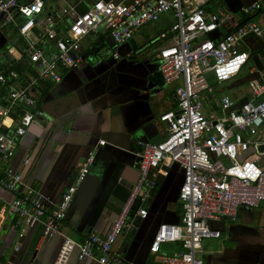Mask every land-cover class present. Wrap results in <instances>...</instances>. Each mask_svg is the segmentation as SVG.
I'll use <instances>...</instances> for the list:
<instances>
[{"label": "built area", "instance_id": "built-area-1", "mask_svg": "<svg viewBox=\"0 0 264 264\" xmlns=\"http://www.w3.org/2000/svg\"><path fill=\"white\" fill-rule=\"evenodd\" d=\"M19 1L0 0V17L16 25L26 45L21 59L35 72L21 82L15 70H0V186L14 196L7 212L15 227L22 233L43 223L48 237L62 235L67 211L97 149L83 159L74 183L55 208L48 210L42 196L26 186L21 173L12 167L18 142L43 117L42 87L60 83L66 71L84 63L80 43L99 28L118 46L128 42L138 29L170 14L173 23L159 35L151 56L159 64L164 84L175 85V107L159 118L167 126L166 136L144 146L138 180L109 232L105 236L90 233L81 243L63 237L58 258L63 264L76 251L78 261L124 264L113 251L117 238L125 228L134 229L132 215L147 217L144 206L158 186L162 168L177 165L183 174L178 196L180 223L161 224L150 252L158 264H204L203 239L220 237L212 226L235 223L240 208H256L264 202V166L259 164V148L264 150V69L249 70L245 100L222 95L217 117L205 107V98L215 95L206 74H212L216 85L235 79L251 57L246 39L258 38L264 45V2L233 12L220 6L221 0H127L118 4L93 0L88 9L79 12L82 1L72 4L62 0L59 10L39 21L44 0H31L25 6ZM15 11L24 18L23 23H16ZM69 16L72 20L59 31ZM249 17L253 19L242 22ZM213 32L218 34L215 40L208 36ZM113 57L118 58L117 54ZM104 144L100 141L97 145ZM176 243L183 251L161 253L162 245Z\"/></svg>", "mask_w": 264, "mask_h": 264}, {"label": "crops", "instance_id": "crops-1", "mask_svg": "<svg viewBox=\"0 0 264 264\" xmlns=\"http://www.w3.org/2000/svg\"><path fill=\"white\" fill-rule=\"evenodd\" d=\"M30 1L19 3L25 6ZM66 1L72 4L82 1L77 7L79 12L93 3V0ZM257 1L264 2L221 0L233 12ZM62 6V0H44L38 20ZM14 16L17 24L24 22L18 11ZM71 20V16L67 17L59 29L64 31ZM172 23L170 14L163 15L158 22L143 26L128 42L118 46L100 28L80 43L84 63L66 71L60 83L42 87L43 117L18 142L12 167L21 173L26 186L42 196L48 210L55 208L65 190L74 183L83 159L97 149L67 211L62 235L48 237L43 223L21 233L7 212L14 196L0 186V264H59L63 237L81 243L90 233L105 236L109 232L139 177V155L146 145L141 128L153 125L147 144L162 141L167 126L159 118L175 107V85L164 84L159 64L151 58L159 35ZM245 43L250 59L257 63L250 70L264 69L262 40L248 37ZM25 46L16 25L7 24L0 17V70L5 73L15 70L21 82L35 74L33 67L21 59ZM243 82L237 80L232 86L236 88L233 93L222 95L245 100L249 88L246 92L238 88ZM221 96L215 94L209 98L213 103L211 108L216 109ZM205 106L209 110L208 103ZM100 141L105 144L98 146ZM261 152L259 164L264 166V150ZM162 169L158 186L144 206L147 217L132 215L134 229L125 228L115 242L113 251L122 257L124 264H158L150 246L159 226L180 223L182 209L178 196L183 183L182 170L177 165ZM2 176L0 168V179ZM212 227L220 232L217 239L225 246L208 254L205 260L202 252L205 264H264V202L256 208H240L235 223L221 222ZM172 246L162 245L161 253L172 254ZM63 264L97 263L78 261L74 251Z\"/></svg>", "mask_w": 264, "mask_h": 264}, {"label": "rangeland", "instance_id": "rangeland-1", "mask_svg": "<svg viewBox=\"0 0 264 264\" xmlns=\"http://www.w3.org/2000/svg\"><path fill=\"white\" fill-rule=\"evenodd\" d=\"M243 1V0H242ZM221 6L225 8V4L223 2H220ZM100 29V28H99ZM252 67H257V63L251 58L248 63L243 67L240 74L234 79L230 81H226L224 83H221L219 85H216L215 79L212 76V74H206L205 78L209 82L210 85L214 87V94H216L217 97L221 96L222 94H229L231 95L236 88H232L233 84L237 80H243L244 82L238 86L243 92H246L248 90V79H249V70ZM205 102L208 103V109L212 110L214 115L217 117L219 116V111L217 109H213L212 107V100L209 99V97L205 98ZM207 107V106H205ZM174 246L172 248L174 249ZM225 246L224 243L221 242L219 239L214 238H208L203 239L202 241V252L205 256H203L204 260L208 254H212L217 250L223 249Z\"/></svg>", "mask_w": 264, "mask_h": 264}, {"label": "water", "instance_id": "water-1", "mask_svg": "<svg viewBox=\"0 0 264 264\" xmlns=\"http://www.w3.org/2000/svg\"><path fill=\"white\" fill-rule=\"evenodd\" d=\"M123 1H125V0H113V3L114 4H118V3H122ZM208 36H209V38L211 40H215L218 37V34H217V32H213V33H210ZM152 127H153V125H148L146 127L141 128V130H140L141 134L143 133L144 136H145V139H143V142L146 143V144L150 142V136L151 135L149 134V130ZM259 151L260 152L263 151V148H259Z\"/></svg>", "mask_w": 264, "mask_h": 264}, {"label": "trees", "instance_id": "trees-1", "mask_svg": "<svg viewBox=\"0 0 264 264\" xmlns=\"http://www.w3.org/2000/svg\"><path fill=\"white\" fill-rule=\"evenodd\" d=\"M250 19H253V17H252V18H250V17H249V18H243V19H242V22L247 21V20H250ZM58 30L61 31L60 29H58ZM173 245H175V246H174V249H173V248L171 249L172 252H173V251H174V252H181V251H183L181 244L176 243V244H173ZM174 252H173V253H174ZM204 264H205V263H204Z\"/></svg>", "mask_w": 264, "mask_h": 264}]
</instances>
